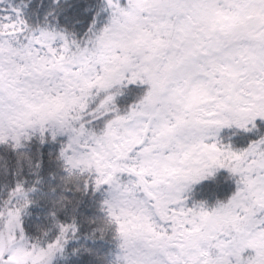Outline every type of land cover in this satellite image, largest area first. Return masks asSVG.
Returning <instances> with one entry per match:
<instances>
[{"label":"snow or ice","instance_id":"obj_1","mask_svg":"<svg viewBox=\"0 0 264 264\" xmlns=\"http://www.w3.org/2000/svg\"><path fill=\"white\" fill-rule=\"evenodd\" d=\"M0 264H264V0H0Z\"/></svg>","mask_w":264,"mask_h":264}]
</instances>
